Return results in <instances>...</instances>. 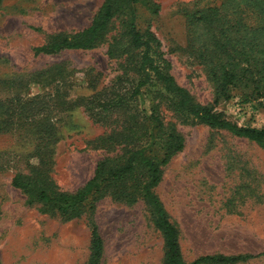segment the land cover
Wrapping results in <instances>:
<instances>
[{
    "label": "rangeland",
    "instance_id": "rangeland-1",
    "mask_svg": "<svg viewBox=\"0 0 264 264\" xmlns=\"http://www.w3.org/2000/svg\"><path fill=\"white\" fill-rule=\"evenodd\" d=\"M103 1L0 0V99L39 95L44 107L37 115L14 118L0 133V264H86L93 225L103 241L100 264H163L162 236L142 198L126 204L106 194L92 210L67 218L30 203L11 183L22 174L72 192L93 176L98 160H121L126 144L116 134L122 118L112 114L95 122L82 102L119 76L137 77V50L120 57L107 54L114 38L126 46L127 16H115L105 40L92 49L33 50L86 27ZM154 1L156 15L138 7L139 28L150 24L176 82L195 101L213 104L214 86L190 51L188 16L221 0ZM231 93L215 108L237 125L264 128V95L250 98L243 88ZM144 99L132 106L147 110ZM161 113L184 145L162 167L154 191L179 231L184 260L250 253L259 255L236 264H264V150L224 129L183 123L165 104Z\"/></svg>",
    "mask_w": 264,
    "mask_h": 264
},
{
    "label": "trees",
    "instance_id": "trees-1",
    "mask_svg": "<svg viewBox=\"0 0 264 264\" xmlns=\"http://www.w3.org/2000/svg\"><path fill=\"white\" fill-rule=\"evenodd\" d=\"M138 7L156 15L154 0H104L90 23L69 36L53 39L33 48L36 54H56L69 49H92L105 40L111 20L125 14L124 37L113 39L107 54L128 55L137 50L134 79L117 77L110 87L83 99V106L95 122L116 114L122 118V131L116 134L125 142L121 160L113 163L103 158L96 163L93 176L72 192L58 191L42 181L16 174L12 185L47 209L67 218L92 210L94 203L106 194L117 201L133 204L142 198L148 205L154 227L163 240V264H236L259 254H205L184 260L179 231L171 222L162 202L154 191L162 176V167L184 145L182 135L172 123H165L161 107L165 104L183 123H200L224 129L231 134L254 141L264 150V128L237 125L215 108L219 100L231 98L235 88L249 91V97L264 95V0H221L217 5H204L188 16L191 53L207 70L214 86L213 104L195 101L189 91L179 85L170 72L171 64L161 50L160 40L150 24L140 29ZM196 39V40H195ZM119 52V54H117ZM129 86L122 87V83ZM140 97L149 106L133 105ZM40 96L0 99V133L11 127L13 119L34 116L44 110ZM248 102V100H244ZM103 241L96 225L90 229L89 255L86 264H100Z\"/></svg>",
    "mask_w": 264,
    "mask_h": 264
}]
</instances>
